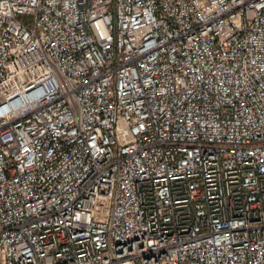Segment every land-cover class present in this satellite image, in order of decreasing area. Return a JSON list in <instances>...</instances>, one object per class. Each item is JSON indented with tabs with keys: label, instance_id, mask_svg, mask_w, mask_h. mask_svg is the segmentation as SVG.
<instances>
[{
	"label": "built area",
	"instance_id": "2783aa9c",
	"mask_svg": "<svg viewBox=\"0 0 264 264\" xmlns=\"http://www.w3.org/2000/svg\"><path fill=\"white\" fill-rule=\"evenodd\" d=\"M123 263L264 264V0H0V264Z\"/></svg>",
	"mask_w": 264,
	"mask_h": 264
},
{
	"label": "bare ground",
	"instance_id": "6f19581e",
	"mask_svg": "<svg viewBox=\"0 0 264 264\" xmlns=\"http://www.w3.org/2000/svg\"><path fill=\"white\" fill-rule=\"evenodd\" d=\"M52 86H55V84L53 83ZM57 87H58V82H57ZM42 91L39 89L37 94H33L31 96H28L31 100H28L27 102H33L38 100L40 97L43 96V94L41 93ZM52 94L48 91L45 94V97H51ZM27 97H21L16 99L15 101L12 102L11 106L8 109L9 112H12L14 115L20 113L23 109L27 108V102L24 101V99ZM123 264H127V263H123Z\"/></svg>",
	"mask_w": 264,
	"mask_h": 264
}]
</instances>
